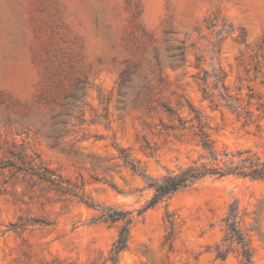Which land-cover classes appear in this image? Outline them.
Returning <instances> with one entry per match:
<instances>
[{"label":"rangeland","instance_id":"1","mask_svg":"<svg viewBox=\"0 0 264 264\" xmlns=\"http://www.w3.org/2000/svg\"><path fill=\"white\" fill-rule=\"evenodd\" d=\"M199 122L217 153L264 158V0H0V264H264V178L138 214L154 189L124 155L157 180L201 162ZM74 193L132 211L116 259L123 222Z\"/></svg>","mask_w":264,"mask_h":264},{"label":"trees","instance_id":"2","mask_svg":"<svg viewBox=\"0 0 264 264\" xmlns=\"http://www.w3.org/2000/svg\"><path fill=\"white\" fill-rule=\"evenodd\" d=\"M232 110L238 114L244 112V107L232 100H227L226 103ZM172 113V111H170ZM173 114V113H172ZM179 123L175 124L174 128L184 129L186 128L185 122L178 118ZM197 134L199 136V142L203 149L206 151L204 160L201 162H195L184 168H178L177 170H171L162 179L157 180L149 177L145 174L144 170L140 169L133 160L125 154L124 158L131 168L141 174L148 180V184L154 189L151 198L146 204L138 211V214H142L146 209L154 207L159 202L163 201L173 193L198 183L206 177H218L222 178L229 175L250 177L252 179L264 178V158L252 153L251 151L239 150L236 153L229 154L224 152L219 154L215 151L213 142L209 137L207 131H205L203 124L198 123ZM22 165L18 166V169H23L24 164L27 163L24 158L20 157ZM15 166V164H12ZM31 169V168H30ZM45 171L51 172L47 168ZM39 178L46 180L52 184L55 181L50 175H46L45 172H36ZM71 192V191H70ZM80 200L84 201L87 205L93 207L102 208V217L105 220L116 221L120 220L123 222L119 236L114 244L112 257L116 259V255L126 246L130 225L133 222V215L131 210H122L115 208H103L99 204L94 203L90 199L86 198L83 194L74 193ZM224 222L228 231L229 237L236 240L240 245V254L245 259V262H251L252 253L248 246L245 235L243 234L239 225V210L237 206H231L228 215L225 217ZM227 249H218L217 256L225 258L227 255Z\"/></svg>","mask_w":264,"mask_h":264}]
</instances>
